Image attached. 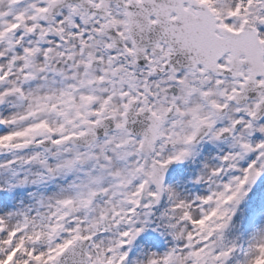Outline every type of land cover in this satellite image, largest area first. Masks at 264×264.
<instances>
[{
  "label": "snow or ice",
  "instance_id": "obj_1",
  "mask_svg": "<svg viewBox=\"0 0 264 264\" xmlns=\"http://www.w3.org/2000/svg\"><path fill=\"white\" fill-rule=\"evenodd\" d=\"M0 264H264V0H0Z\"/></svg>",
  "mask_w": 264,
  "mask_h": 264
}]
</instances>
